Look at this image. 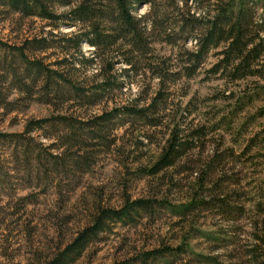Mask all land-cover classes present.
<instances>
[{"label":"rangeland","instance_id":"obj_1","mask_svg":"<svg viewBox=\"0 0 264 264\" xmlns=\"http://www.w3.org/2000/svg\"><path fill=\"white\" fill-rule=\"evenodd\" d=\"M153 1L172 22L166 1ZM68 9L55 6L58 14ZM150 11L143 4L137 14ZM80 29L0 6L1 41L23 46L46 38L51 46L30 56L88 88L95 84L96 67L78 61L74 50L65 62L58 42ZM194 47L192 39L170 44L155 33L137 64L138 75L120 76L123 88L106 92L96 104L67 89L48 99L45 81L15 84L14 75H0V264L49 262L101 208L120 209L128 198L165 205L125 223L110 221L72 264H210L212 258L217 264H252L251 250L264 264V81L213 72L218 50L188 76L187 53ZM5 50L1 45L0 59ZM82 52L87 58L96 53L86 42ZM116 66L118 72L127 67ZM160 67L169 71L163 84L155 74ZM18 72L25 75L21 67ZM161 91L163 99L149 111L156 125L134 116L114 118L91 138L82 124L125 104L148 106ZM46 118L51 122L28 131L31 121ZM177 125L182 136L201 137L175 166L150 175ZM196 199L204 203L185 215L175 211ZM152 250L162 253L148 257Z\"/></svg>","mask_w":264,"mask_h":264},{"label":"trees","instance_id":"obj_2","mask_svg":"<svg viewBox=\"0 0 264 264\" xmlns=\"http://www.w3.org/2000/svg\"><path fill=\"white\" fill-rule=\"evenodd\" d=\"M165 1L164 5L172 10L175 17L172 22L168 21L169 18L165 16L164 6L157 5L153 0H0V6L24 16H39L53 22L67 21L70 25L81 26L80 33L73 36L64 34L58 40L66 55L64 61L67 62V57L74 55V50L80 55L78 61L83 64H92L97 69L93 76L96 79L95 84L88 88L83 87L72 82L60 70L50 68L30 56L33 51L51 46L46 44V38L26 40L23 46H10L0 40V46L6 47L4 58L0 59L2 66L0 73H3L0 74L1 78L7 80L8 75H14L13 83L15 84L26 80L36 83L41 79L47 83L44 90H46L48 99L52 95L61 96L60 93L63 94L67 89L64 93H73L75 96L96 104L106 92L115 88H123L124 82H118L120 76H130V72L132 75H138L137 64L140 57L148 53L152 37L158 33L162 41L170 44H176L181 39L195 41L194 49L187 53L190 61L186 67L188 76L197 71L211 50H218L219 58L212 67L213 72L221 73L231 80L258 77L264 81V11L260 13L264 0ZM57 4L68 6L69 9L58 14L55 10ZM143 4L151 5V11L146 16L137 14ZM83 42L94 47L96 53L93 57L87 58L83 54ZM18 63L25 75L18 72ZM117 63H124L127 67L120 68L118 72ZM150 69L154 70L155 67H150ZM168 72L161 67L156 69L155 74L162 84L168 77ZM260 88L264 92V82ZM55 91L57 93L54 94ZM162 95L163 91L148 106L137 108L125 104L110 112L105 111L89 120L90 122L82 124L88 125L87 130L91 138L98 137L97 129L102 130L101 126L107 125L114 118L134 116L148 121L146 122L148 125H156V121L148 120L149 111L159 105L163 99ZM55 119L62 122L70 121L64 116ZM48 121L51 122V119L31 121L28 131L43 128ZM81 129H86V127ZM182 135L179 126H175L158 160L152 166L150 175H157L175 166L186 155L193 141L201 137L197 132ZM202 203L204 202L197 199L191 200L175 211L185 215L193 207L202 205ZM156 204L161 207L165 205L164 202L152 198L136 200L128 198L126 205L120 209L101 208L94 216L92 224L82 229L72 242L57 253L55 258L44 264L75 263L105 230L110 221L128 222L135 215H141L142 211L153 212ZM160 253L162 250H152L146 255L157 257ZM250 254L252 264H262L255 250H251ZM210 264H217V259L212 258Z\"/></svg>","mask_w":264,"mask_h":264}]
</instances>
